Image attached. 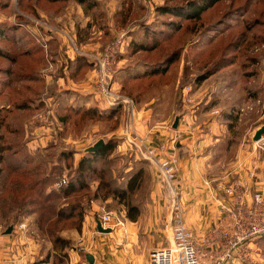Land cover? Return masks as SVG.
<instances>
[{
  "label": "rangeland",
  "instance_id": "1",
  "mask_svg": "<svg viewBox=\"0 0 264 264\" xmlns=\"http://www.w3.org/2000/svg\"><path fill=\"white\" fill-rule=\"evenodd\" d=\"M50 1L0 0V27L2 26L4 31L2 34L0 32V36L13 39L14 42L18 41L17 37H30L32 40L38 36L40 39H49L47 35L56 37L58 47L65 54L70 57L80 55L89 63H93L91 59L94 56H104L116 40L123 42L120 51L112 57V74L108 79L110 91L123 99L118 105H109L108 100L98 94L95 88L97 96L107 106L106 109L114 108L116 112V117L112 120L116 122L115 130L112 132L117 130L114 137L117 146L108 156L110 162H107V168L111 170L108 178L124 185L136 170V166L139 167L138 164L147 163L136 149L131 150L124 137L127 133H132L153 140V135L145 137L136 133L132 124L136 119L139 120L140 114H151L153 121L162 123L160 128L164 127V131L168 133L177 131L171 128L176 116H192L193 122H197L203 115L210 118H225L224 115H228L233 117L228 124V131L235 146L232 154H236L241 145V150L244 151L245 145L249 148L255 147V159L264 160V134L261 141H252L255 131L264 125V0H221L217 6L205 13L198 23L160 16L156 11L159 7L182 4L185 0H87L90 5H98L96 11L100 14L92 12L91 8L87 9L76 0H64V4L57 9L49 6L52 3ZM164 20L178 21L181 30H167L161 22ZM145 26L155 32L162 31L160 33L163 37L160 38L164 40L159 43L157 55L165 56L174 50L179 54V59L168 72V76H160L153 80H161L160 82L148 84L147 80L132 81V76H144L147 69L145 70L143 65L147 61L139 53H133L129 49L131 42L141 36ZM8 27H11L12 31L8 32ZM10 39L1 40L0 48H4L7 40L10 47L11 44L17 46ZM81 39L83 40L80 41ZM85 42L86 44H83ZM87 44L90 45L89 49H94L88 50ZM68 61H50L49 53L46 52L44 64L42 63L39 69L41 76L54 81L62 79L59 74L66 75ZM49 64L52 65V71L46 76L43 70ZM90 70L94 71L96 82L97 67L92 64ZM206 72L212 74L202 84L196 85V77ZM49 112L41 110L36 117L45 121ZM29 118L28 114H21L16 118V125L21 127L20 123L28 121ZM112 122L108 125L109 128ZM108 136L99 140L106 142L111 138H107ZM122 143H126L130 150L125 149ZM56 147L42 154L22 152L16 155L17 157L0 156V242L7 239L5 245H11L14 253L27 251L30 257V260L28 257V260L22 262L21 257L17 255L11 264H49L45 263V260L46 255L51 252V242L44 229L47 225L38 220L37 211H40V205H37V208L35 204L34 208L29 205L22 206L15 200L12 193L25 188L17 187L12 168L20 166L21 171L26 172L24 181L41 179L49 174L50 165L56 163L62 150L67 149L63 143ZM74 158L75 156L71 158L72 162L62 161L60 172L56 174L54 184L47 193L57 192L67 185L72 170L78 164L74 165ZM101 166L103 167V164ZM64 175L67 183L57 187ZM19 179L21 185L26 184L22 183L23 179ZM97 185V179L91 181L90 190L94 191ZM146 186H149L148 179ZM146 186L141 187L142 193H146ZM142 196L139 192L138 197ZM54 198L51 194L49 202L42 203L45 215L52 205L59 206L64 203ZM96 202L114 209L118 215L121 211L119 205L111 198ZM92 203L86 201L84 204L86 210L81 226L74 223V220L62 223L63 228L59 235L69 240L72 247L68 255L77 251L84 257L92 252L86 242L87 232L83 231L85 216ZM46 220H51L49 215ZM9 226H13L12 233L3 235ZM94 235L99 236L96 233ZM90 241L92 238L90 240L89 237Z\"/></svg>",
  "mask_w": 264,
  "mask_h": 264
},
{
  "label": "crops",
  "instance_id": "2",
  "mask_svg": "<svg viewBox=\"0 0 264 264\" xmlns=\"http://www.w3.org/2000/svg\"><path fill=\"white\" fill-rule=\"evenodd\" d=\"M47 36L49 39H40L38 36L33 40L40 47L43 57L47 52L50 61L62 63L80 56H68L58 47L56 37ZM17 40L18 51L28 49L22 37ZM92 49L88 47V50ZM92 64L89 63L90 66ZM90 66L79 80L69 77L68 66L66 73L63 71L65 76L57 73L62 79L56 81L43 78L39 71L42 80L39 98L33 100L30 109L12 114L14 123L21 114L26 113L30 117L28 121L20 123V135L9 134L8 143L13 140L19 146L17 155L22 152L47 153L63 143L74 151L73 162L76 165L86 149L99 138L108 135L107 138L115 137L117 130L109 131L106 123L88 124L80 133H76L65 131L60 122L63 102L59 94L66 90L86 98V102L81 104L85 107L106 109L107 106L95 92L96 75ZM21 86L22 83H18L13 87L20 89ZM69 104L71 100H68ZM2 106L8 107L9 104L2 100ZM41 110L50 111L45 121L36 117ZM151 117V114H140V121L136 119L132 125L137 134L145 137L153 135L155 143H166L171 148L169 152L178 158L175 184L184 211L185 225L195 238L200 264H264V234L243 240L236 248L231 246L232 242L241 239L250 225H264V200L260 206L254 204L256 193L262 192L264 195V160L255 159V147L243 145L242 151L241 145L237 153L232 154L235 146L228 131L231 121L228 117L210 118L203 115L199 121L193 122L192 116H181L177 131L171 133L164 131V127L160 128L162 123L153 121ZM122 145L130 150L126 143ZM145 171L150 184L149 197L137 221L124 220L123 225L111 233H99L97 221L105 207L99 202L92 203L85 216L83 231L87 232L86 242L92 249L90 255L93 256V263H89L86 256L82 257L77 251H72L69 255L70 264H149V254L171 242L170 233L166 229L167 200L160 183L158 166L155 162L147 161ZM228 190H233V193L228 194ZM95 233L99 236H95ZM89 237L90 240L92 238L90 242ZM6 242L7 239L0 242V264H11L17 255L22 262L30 260L27 251L14 253L11 245H5Z\"/></svg>",
  "mask_w": 264,
  "mask_h": 264
},
{
  "label": "trees",
  "instance_id": "3",
  "mask_svg": "<svg viewBox=\"0 0 264 264\" xmlns=\"http://www.w3.org/2000/svg\"><path fill=\"white\" fill-rule=\"evenodd\" d=\"M64 0H51V8H58L62 6ZM81 5L91 8L97 14H100L98 5H90L87 0H76ZM61 2V3H59ZM221 0H185L178 5H165L156 9L160 16H170L174 18L183 19L187 22L198 23L202 16L209 10L217 6ZM61 4V5H60ZM87 4V5H85ZM88 6V7H87ZM167 30L178 32L180 31V23L178 21H161ZM151 27V26H150ZM12 31L8 27V32ZM2 34L3 27H0ZM162 31L155 32L149 26L142 28L140 37H137L131 42L129 49L133 53H139L147 62H144V76L131 77L133 82L147 80L146 84L160 82L157 80L160 76H168V72L173 68V65L179 59L177 50L165 56L157 55L159 50V43ZM161 37V38H160ZM1 38V36H0ZM18 38V37H17ZM26 41L27 50H17V46L8 45V40L5 41L4 48H0V101L6 100L8 107H0V156L17 157L19 146L15 141L8 143L9 134H21V128L12 120V114L16 111H26L30 109V104L34 99H38L39 87L41 86V78L39 76V69L44 61L41 49L33 43L29 37H22ZM10 39V38H1ZM0 40V41H1ZM13 41V39H10ZM81 39L80 41H82ZM161 40V41H159ZM13 43H16L13 41ZM154 57V59L150 58ZM88 60L82 56H76L72 61L68 62V73L71 79L79 80L89 67ZM223 66V65H222ZM212 73L200 74L196 77V85L202 84ZM121 82V81H120ZM22 83L20 89H16L15 84ZM131 91V90H130ZM129 91V94H130ZM142 94V93H140ZM62 98L63 105L61 110L63 116L60 122L67 132L80 133L88 124L92 123H106L111 124L116 117L114 108L100 110L95 106L85 107L81 105L86 102V98L79 96L73 92L64 91L59 94ZM68 100L71 104L68 105ZM228 118H233L226 115ZM112 122L109 131H113L114 124ZM14 142L15 145L12 143ZM117 146V140L114 137L104 141L103 146L95 153H86L81 157L77 166L72 170V175L65 187H62L57 192H49V188L54 184V179L57 173L60 172L61 163L64 160L71 161L74 151L71 149L62 150L57 156L56 163L50 167V172L47 176L37 179L36 181H24L27 174L18 167H13V178L18 184L17 187H24L23 190H18L12 193L15 200L21 203L22 206L29 205L37 208L38 220L44 222L47 226L44 228L45 232L50 238L51 252L46 255L45 263L50 264H70L69 250L72 249L69 240L60 237L59 232L63 228L62 223L74 220L78 226H81L85 208L84 204L88 202L105 201L109 198L114 200L121 208L119 215L123 220L135 222L140 216L142 206L147 202L149 197L150 184L147 188V175L145 171L146 163L138 164L136 170L127 178L124 185L117 184L113 178H108L107 175L111 170L107 168V162H110L108 156L113 152ZM72 162V161H71ZM103 164V167L101 166ZM23 179L21 185L20 179ZM97 179L98 185L94 191L90 190V182ZM146 186V193H142L141 187ZM16 187V188H17ZM141 192L142 198L138 197ZM54 195V199L63 201L61 205H52L50 210L45 215L44 202H49L50 195ZM90 196V197H89ZM20 198V199H18ZM90 198V199H89ZM88 199V200H86ZM52 202V201H51ZM43 203V204H42ZM43 206V207H42ZM51 206V205H50ZM43 208V209H42ZM106 209H111L105 207ZM114 210V209H113ZM50 216L51 220L46 219ZM47 216V218H46ZM78 232V231H77ZM264 236V235H263ZM86 256V255H85ZM84 256V257H85ZM52 258V260H51Z\"/></svg>",
  "mask_w": 264,
  "mask_h": 264
},
{
  "label": "built area",
  "instance_id": "4",
  "mask_svg": "<svg viewBox=\"0 0 264 264\" xmlns=\"http://www.w3.org/2000/svg\"><path fill=\"white\" fill-rule=\"evenodd\" d=\"M122 46L123 42L116 40L109 46L104 56H94L91 59L93 65L97 67L98 72L95 82L96 91L105 100H108L109 105L114 103L118 105V102H121V99H123L120 95L113 94L108 87V79L112 74V57L120 51ZM51 66L49 64L43 70L46 76L52 71ZM127 134L124 136L125 142L131 150L136 149L143 158L147 161L155 162L158 166L160 183L167 200L168 214L166 229L170 233L171 242L163 248L153 250L149 254V264H200V256L196 247L195 238L193 233L185 225L184 211L180 204L179 191L175 184L178 172V158L175 154L169 152L171 148L166 143H155L153 140L150 141L147 138L138 137L136 134ZM172 149H174V146ZM65 183H67V178L64 175L56 186L60 187ZM227 193L232 194L233 190H228ZM263 198L264 195L262 192L256 193L254 195V204L260 206L264 200ZM98 222L101 223L104 229L109 228L114 230L122 226L124 220L115 210L104 208L101 211ZM263 234L264 225L258 226L252 224L244 231L241 239L232 242L231 246L236 248L243 240L255 238Z\"/></svg>",
  "mask_w": 264,
  "mask_h": 264
},
{
  "label": "water",
  "instance_id": "5",
  "mask_svg": "<svg viewBox=\"0 0 264 264\" xmlns=\"http://www.w3.org/2000/svg\"><path fill=\"white\" fill-rule=\"evenodd\" d=\"M179 119H180V116H176L174 121H173V124L171 126V128L173 130H177L178 128V125H179ZM264 134V125L262 127H260L259 129H257L252 137V141L257 143L259 141H261L262 139V135ZM104 144V141L103 140H99L97 141L94 145L90 146L89 148L86 149V153H95L97 152ZM97 231L99 233H102V234H109L112 232L111 229H104L101 225V223L97 222ZM12 230H13V226H9L5 232L3 233V235H10L12 233ZM86 259L89 263H93V256H91L90 254H87L86 255Z\"/></svg>",
  "mask_w": 264,
  "mask_h": 264
}]
</instances>
